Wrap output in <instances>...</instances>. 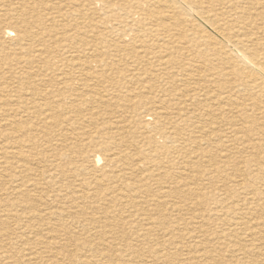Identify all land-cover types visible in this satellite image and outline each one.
<instances>
[{
  "label": "bare ground",
  "instance_id": "6f19581e",
  "mask_svg": "<svg viewBox=\"0 0 264 264\" xmlns=\"http://www.w3.org/2000/svg\"><path fill=\"white\" fill-rule=\"evenodd\" d=\"M3 21L9 23L0 26V40H5L7 45L0 44V120L5 122L9 134L29 136L34 130L68 125L70 121L67 118L75 120L78 109L90 112L88 118L76 119L78 126L87 127L85 135L89 140L76 134L75 128L67 130L69 133L64 136L78 147L79 157L56 155V161L60 163L52 168L54 173L49 175L39 171L35 175L33 190H43L39 189L43 182H50L59 174L62 178L67 172V163H70L68 173L73 166L74 178H77L76 185L63 190L65 201L59 202L62 207L58 206L51 213L45 212L44 216H55L56 221L65 227L64 218L66 214L71 216L73 196L90 201L92 207L105 216L115 212L119 216L125 210L130 214L131 209L135 210L133 215L141 211L146 213V210L159 211L166 207L165 200H172L179 212H189L193 208V211L197 209L200 212L192 218L193 224H198L203 216L208 217L212 213L214 216L220 208H226L231 217L222 220L223 226L248 231L243 239L234 234L240 242L230 251L233 263L264 264V253L242 243L258 241L260 246L257 248L264 249V0H0V22ZM30 54L43 62V66L35 72L13 74L9 57L12 56L18 66L36 64L37 61L30 63L24 59ZM92 57L107 61L96 62L92 66L88 61ZM125 61H129V67L121 69ZM108 70H120V76L126 79L103 86L104 77L98 72ZM129 76L131 80L127 79ZM142 77H150L155 83L139 90L140 94L135 96L140 97L139 103L131 105L124 100L121 105L122 109L135 113L136 119L129 126V131L134 133L118 137L108 133L104 137V130L94 124L93 116L99 105L111 102L115 93L130 89L134 85L133 80L139 81ZM31 87H39L40 91L36 92ZM53 88H56V93L52 92ZM200 97L210 100V104L200 106ZM180 101L186 106L190 103L189 107L198 114L193 116L197 122L187 125V128L173 120L182 118L185 121L184 117L190 114L180 106ZM12 104L17 105L16 109ZM31 105L43 107L44 118L31 116L27 111ZM110 107L108 105L109 110ZM140 109L145 110L142 121L138 119ZM19 114L35 120L34 124L32 121L31 127H21L9 122L11 117ZM219 127L225 135L220 136L216 132ZM115 129L117 133L125 130L119 125ZM195 133L202 136L198 147L225 139L229 145L235 143L242 145V150H252L254 158L244 161L246 170L242 171L235 164L231 165L233 152L227 153L226 150L224 154V149H220L219 156L208 153L192 157L202 171L199 175L194 169L186 171L184 169L189 164L171 156L173 145L186 140L190 145ZM96 139H103L108 146H100L95 143ZM43 141V147L54 150L53 140L43 138ZM23 144L20 143L19 147ZM54 145L57 146L56 143ZM38 146H42L40 141ZM17 149L0 142V154L10 151L13 159L27 161L29 156L26 152L24 154V150ZM12 158L2 164L11 165ZM37 158L39 165L45 162L40 154ZM204 165L212 171L201 169ZM252 167L260 171V177L250 173ZM165 169L177 171L167 173L163 171ZM216 178L225 183L218 188L223 193L207 197V188L199 184ZM170 186L175 190L168 191ZM22 187L27 186L22 184ZM49 188L50 184L48 191H43V198L41 195L38 197H51ZM31 189H26L21 196L32 199L36 195L32 196L34 191ZM95 199L106 200L110 204L100 208ZM238 199H242L240 202L244 208H237ZM37 211L34 209L32 213ZM228 214L219 215V218ZM82 215L78 221L83 225H96L99 221V218L96 221L88 216L90 214ZM138 219L144 224V228L135 233L137 238L134 236L140 243L138 248L129 247V235H123L125 226L134 224L114 218L99 226L102 231H99L102 233L99 236L110 234L122 242L125 248L122 257L130 259L121 260V264H188L194 260L193 254L199 252H205L197 258L199 262L205 259L211 261L208 264H225V255L217 249L207 251L200 236L190 239L195 243L192 244L196 248L194 251L189 240L182 246L186 238H177L173 230L165 232V237H169L165 241H149L156 227H152L147 217L139 216ZM244 219L257 221V226L263 228L259 231L248 228L249 222H243ZM155 224L163 226L158 219ZM88 236L78 243L82 246L79 252L78 249L71 252L67 246H62V250L57 252L45 247L42 253L55 258L50 260V264H116L109 250L113 247L110 245L103 249L106 254L103 256L97 248L89 246L92 241ZM182 252L183 257L179 259ZM190 254L192 256L187 258Z\"/></svg>",
  "mask_w": 264,
  "mask_h": 264
},
{
  "label": "rangeland",
  "instance_id": "374dc122",
  "mask_svg": "<svg viewBox=\"0 0 264 264\" xmlns=\"http://www.w3.org/2000/svg\"><path fill=\"white\" fill-rule=\"evenodd\" d=\"M8 23H9L8 21L0 22V26L3 27L5 24H8ZM20 34L23 35L22 32H20ZM49 40H50V42H52L51 38H49ZM0 44L7 47L5 40H0ZM32 45H34V44H32ZM26 46H30V45H26ZM51 46H53V45H51ZM6 51H9V50H6ZM24 59L29 61L30 63H34L36 61H37V63L36 64H26V66H24V65L18 66L17 61H13L12 56H11V57H9V62L12 64L13 74L20 72V71L35 72L37 69H39L43 66V62H41L38 58L36 59L33 54H30L29 56L24 57ZM88 61L90 62V64L92 66H94L96 64V62L107 61V60L105 58L92 57V58L88 59ZM129 64H130L129 61H125L121 64L120 68L121 69L128 68ZM98 73L101 77H104V79L102 80V83H101L103 86H107L109 84L116 83L117 81L123 82V80L126 79L125 76H120V75H122L120 70H116V71L108 70L105 72H98ZM127 79L131 80L132 78L129 76V77H127ZM145 79H147V80H145ZM34 83H36V82H34ZM133 83H134V85H131L130 89L125 90L120 94L115 93L114 96L110 99L111 102L99 105L98 111L95 112V115L93 116V117H95L94 118L95 119L94 124L96 126H98L100 129L104 130V137H107L109 135L108 133H110L111 136L115 135L114 137H118V135H120V134L130 136L134 133L132 131H129V129H131V128H129V126L133 123V120L136 119L135 113H132L129 109H126V110L122 109L121 105H122L124 100L128 101L131 105L139 103L138 101H140L139 100L140 97L139 98L135 97V96H138L140 94L139 90L146 88V86H148L150 83L154 84L155 82L153 80H151L150 77L149 78L142 77L139 81L133 80ZM31 88L36 92L40 91L39 87H31ZM52 92L56 93L57 92L56 88H53ZM73 93H75V92H73ZM51 98H53V97H51ZM142 99H146V98H142ZM206 101H208V102H206ZM38 102L39 101H36V103H38ZM117 102H119L121 104H117ZM199 104H200V106H203L204 104H210V100H207L205 97H200L199 98ZM108 105L111 106L110 110L108 109ZM187 105L188 106L182 104L180 101V106H183L186 110H188L190 112V114H188L187 116L184 117L185 121H183L182 118H179V120H177L176 118L173 119L174 121H177V124H180L184 128H187V125H191L192 123L197 122V119H195L193 116L198 115L197 112H194L193 107H189L190 103H188ZM16 107H17L16 104H12L13 109H16ZM115 108H116V110H115ZM78 110H79L78 113L75 112L78 116L75 118V120H72L69 117L67 118L68 121H70L68 125L64 124V125H60V126H52V128H49V130H43V131L41 129H40V131L34 130L33 134L29 135V136H28V134H23L21 136L20 135L19 136H17V135L12 136L11 134H9V130L7 129L5 122L0 120V140L2 141V143L6 147L16 146V147H18V149H21L22 151L24 150L23 152H24V154L26 152L27 157L29 156L27 158V161L23 160V159H21L22 160L21 161V160L16 159V158L13 159L12 156L9 155L10 151H4L0 154V209H1L0 210V237H1V235H4L3 237H1L2 240H0V264H7V263L8 264H32L33 262H34L33 264H47V263L50 264V262L53 261L55 258H53V259L51 257L49 258L47 254L42 253L43 250H45V247L52 249V251L57 252V251L62 250V246L63 247L67 246L69 251L72 252L73 250L78 249V252H79V251H81L82 246H80V245L78 246V243L82 242L83 239L87 238L86 237L87 235H90L88 237H91V241H92V243L89 246H91V248H97L98 251L101 252V254H103V256H106V254H104L105 250H103V249H108V246L111 245L113 247V249H109V250H110V253H112L114 255L111 257V259L115 260L114 263L121 264L122 263L121 260H129L130 259V257H122V254H121L123 252L122 250H125V248L122 247V242L120 240H117L115 236H112L110 234H107L106 237L101 236V235L99 236V233L102 232L101 228H99V226L103 225L104 223H106L110 219L113 220L114 218H118L119 220L128 221L129 223L134 224L132 226H128V225L125 226V230L123 229V231H124L123 235L124 236L129 235L128 236L130 239V241H128L129 247L133 246L132 248H138L137 246L140 243L137 241V239H136L137 236H135V233L138 232L139 229H141L142 227L144 228V224L142 223L141 220L138 219L139 216L140 217L144 216V217L149 218L150 219L149 223H151L153 225L152 227H156L151 232V234L149 236V241H153V240L165 241L169 238V237H165L166 236L165 232L167 230H169V231L173 230L175 235L177 234V236H176L177 238L179 236L186 238L183 241L184 243L182 244V246L185 245L187 243V241L189 240L191 243L190 246L192 248V251H194V250H196V248H194L195 246L192 247V244H195V243H192L193 241L191 242L190 239H191V237L200 236V240H202L205 243V247L207 248L206 249L207 251L208 250L213 251L214 249H217L216 251L223 253V255H225V259H224L225 264H229V263L235 264V263H233V260L231 258L230 251H232V249H234V247H237V245H238L237 243L240 242V239L244 238V235L246 233H248V231H246V230L243 231L240 228L229 229L226 226H223L222 220L225 218L230 219V217H231V216H229V214L227 212L228 210L226 208H224V209L220 208L218 210V211H220L219 212L220 214L218 213V214H215L214 216H212L213 215V213H212V215L210 214V215H208V217L203 216V218L201 219V221L198 224L197 223L193 224V223H191L192 218L199 215L200 212H197L198 211L197 209H195L193 211L194 208L189 212H187V211L179 212L176 210V207L174 206V203L172 200H169V201L165 200L164 205H166V207H163V209L159 210V211H154V210L151 211L150 210L151 211L150 212L149 210L148 211L146 210L145 211L146 213L141 211L140 213L133 215V213H135V210L131 209V210H129L130 214H129V212H125L126 211L125 210L119 216L117 215L116 212L112 215L105 216L102 214V212L96 211L92 207V205L89 203L90 201H83L80 199H76V197L73 196V198L75 200H74V204L70 205L72 207L70 209L71 216H70V214H66V217L64 218V220L66 219V222H64L67 224L65 226L66 228L64 226H62V224L60 222L58 223V221H56L57 219H55V216H52L51 214L50 215L48 214V217L44 216L45 212L51 213V212L56 211L57 208L62 207V204H60L59 202L65 201L62 197V195L64 193L63 190L66 189L69 185L73 186V185H76V183H77V180H76L77 178L76 179L74 178L73 166L70 167L71 172L68 173L69 172L68 167L70 166V163L65 164V163H62L63 162L62 161L61 162L62 165L65 164V168L67 170V172L64 171V172H66V174H63L62 178L59 177L60 176V174H59L58 177L54 178L50 182L45 180L43 182L44 183L43 186H41L39 188V189L44 188L43 190L42 189L41 190H33V184L35 183L34 180L36 179V177H35L36 173H38L39 171H42V172L45 171V173L46 174L49 173V175L54 173L52 168H54L55 165L60 163L59 161H56V157H55L56 155L68 154V155H71L72 157H79L80 151L78 150V147L72 145L73 142H71V140L64 137L66 134L69 133V132H67V130H69L71 128H75L76 134L80 135L84 140H89V137L85 135V133L87 131V127L85 125L78 126L76 124L77 123L76 119L88 118L90 116L89 115L90 112H86V111L81 110V109H78ZM27 111H29L28 113L33 117H36L38 119L44 118L43 107H37L36 108L35 105H31V106H29V108H27ZM144 112H145L144 109H140L138 112V119L141 121L144 120V115H145ZM32 121L33 120H31L30 118L19 114L17 116L14 115L13 117H11L9 122L16 125V126L31 127ZM34 121H33V124H34ZM50 123H52V122H50ZM118 125H119V128H122L125 130L123 132L117 133L118 130L115 128ZM188 130H185V131H186V133L189 134V132H187ZM216 132L219 133L220 136L225 135L221 127H219ZM201 137H202L201 134L195 133L194 135H192V137L190 139V140H192L190 145H189V141H187V140L184 142L173 145V151H172L171 156L177 157L180 162L184 161L187 164H189V166L184 169L186 171L188 169H194L196 171V174L198 172V175H199L202 171H199V167L196 164H194L197 160H193L192 157H194L197 154L206 155L208 153L217 154L219 156V154L221 153L220 149H224V152H223L224 154L226 153V150H228L227 153H229V151H232L233 152L232 153L233 158L231 159V161L233 163L231 165L235 164L236 168L239 170H242V171L246 170L244 161L250 160L251 158H254V154H253L254 152L252 150H250V149L242 150V148H243L242 145L235 144V143L234 144L231 143L232 145H229V142H226L225 139H222L221 141L216 140L215 142H212L210 145H202L201 147H198L200 145L199 144L200 141L202 140ZM5 138H8V139H5ZM17 138L19 141L17 140ZM43 138H45L46 140H53V143H52L53 148L52 149H54V150H50V149L48 150L46 147H43L44 146L43 145V142H44ZM6 140H8V141H6ZM37 140H39L40 143H42V146H38L39 141L36 142ZM22 142H24V144L19 147V144ZM55 143L57 144V146L54 145ZM95 143L100 144V146H103V145L108 146V143L105 142L103 139H96ZM7 153H8V155H7ZM38 154H40V158L45 161L42 165H39L36 161L38 159L37 158ZM186 154H188L187 158H186ZM1 157H3V158H1ZM7 157L13 159V160L10 159L11 165H9V163L7 165L2 164L4 161L7 162V159H8ZM30 160H35V161L31 162ZM24 165H26V167L28 168L29 171L27 170L26 167H24V168L22 167ZM201 169L208 170V172L212 171V170H210V168L207 165L201 166ZM49 170H51V171L49 172ZM179 170H182V169H179ZM163 171H166L167 173H174L177 170L165 169ZM250 173H252L256 177H260V171L255 167H252L250 169ZM31 175H33V176H31ZM154 176L164 178V176H161V175H154ZM23 177H25V179H23ZM78 179H81V178H78ZM185 180H187V179H185ZM26 181H28V182H26ZM59 181L61 184L59 183ZM179 181H182V180H179ZM131 182H134V181L131 180ZM148 183L154 184V182H148ZM22 184H26L27 187H22ZM49 184H50L49 191L50 190L52 191L51 192L52 194H50V195H52L51 196L52 198L48 197V196L45 199L39 198L38 196L41 195V197H42L43 191H45L48 188ZM224 184L225 183L223 180H219L218 178H216L214 180L200 182L199 185H203L207 188V190L205 191L208 193V194H206L207 197H217L218 195L223 193L218 188H220ZM193 186L194 185H192V187ZM30 187H32V189ZM28 188H29V190L31 189L32 191H34V192H32L33 194L32 193L31 194H32V196L36 195V196H34L35 198L32 197V199H28L25 196L24 197L21 196L22 193L25 192V190ZM170 188L171 189H167V190L168 191L171 190V192L175 190L173 188V186H170ZM59 190H60V193H59ZM46 191H48V190H46ZM263 191H264V186H263ZM93 192L95 193L96 191L94 190ZM53 195H54V197H53ZM36 197L39 198L40 200L37 199ZM65 199H66V197H65ZM240 200H242V199H238L237 208H244V207H242V203H241L242 201L240 202ZM95 201H96L95 202L96 205L100 208H106L110 204V202L108 203V201L102 200V199H95ZM56 203L58 204L57 206H56ZM25 204H29V205H25ZM19 205L23 208H21ZM78 205L81 207L79 208ZM34 209H38V211L35 213H32V212H34ZM49 210H51V211H49ZM177 212H179V213H177ZM225 213H227L228 216L220 219L219 215L222 216ZM82 214H87V215L90 214L88 216H91V218H93L96 221L99 218V221H97L98 223L96 225L95 224H88L89 225L88 226V225H86L87 223L85 225H83V224H81L82 222L78 221V218L80 216H83ZM37 215L41 216L42 218L37 216ZM94 215H96V216H94ZM123 216H125V217H123ZM177 216L181 217L184 220L178 219ZM106 217H109V218H106ZM135 218H136V220H135ZM157 219L160 220L161 222H163V226L162 225L157 226L155 224L157 222ZM4 221H5V223H4ZM242 221L243 222H249L247 224L248 228H253L254 230H258V231L263 228V226H261L260 228L257 226L258 225L257 221L255 222L253 220H248V219H244ZM203 227H204V229H203ZM157 228H160V230H157ZM190 228H192V229H190ZM107 229H109V228H107ZM84 230H86L87 233H85ZM7 231H8V233H7ZM99 231H101V232H99ZM49 232H51V233H49ZM67 232H69V233H67ZM88 232H90L91 234L94 233V235L93 234L91 235ZM131 232L133 233V235ZM211 232H213V233H211ZM186 234H187V236H186ZM204 234H206V235H204ZM234 234H239L240 239L237 238V236ZM61 235H63V236H61ZM66 237H68V238H66ZM68 239H69V241H68ZM112 239H114V240H112ZM177 240H179V239H177ZM242 243L247 244V247H250L251 249H256L259 252L264 253L263 248H257V246H260L258 241H252V242H247V243H244V241H242ZM214 247H216V248H214ZM168 249L169 248H167V250ZM35 252H36V254H35ZM169 252H173V251L170 250ZM203 253H205V252L194 253L193 254L194 260L189 262L188 264H190V263H192V264H203V262H205L207 264L210 263L211 261L210 262L204 261L205 259L202 260L203 262L198 261L197 258L200 255H202ZM20 254L23 257L20 256ZM28 254H30V255H28ZM31 254H34V255L31 256ZM182 254H183V252L180 253L179 259H182V257H183V256H181ZM25 255H27V256H25ZM42 255H44V256H42ZM191 256H192V254H190L187 258H189ZM4 258H5V260H4ZM8 258H10V259H8ZM34 258H38V259L34 260ZM184 258H186V256H184Z\"/></svg>",
  "mask_w": 264,
  "mask_h": 264
}]
</instances>
